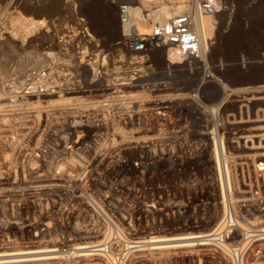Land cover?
Segmentation results:
<instances>
[{
    "label": "rangeland",
    "instance_id": "374dc122",
    "mask_svg": "<svg viewBox=\"0 0 264 264\" xmlns=\"http://www.w3.org/2000/svg\"><path fill=\"white\" fill-rule=\"evenodd\" d=\"M111 1L128 3L133 0H72L76 4L77 15L85 17L92 35L102 40L100 47H89L86 50L91 60L84 58L85 51L82 54V35L75 22V15L70 14V9L64 4V0H55L48 7L24 5L20 13L15 12L9 4L6 5L9 0L0 1V25L5 28L10 27L7 28V32L0 30V94H5L8 98L17 97V101L0 100V175L4 174L1 157L12 154L10 152L12 145L15 147V153L20 154L26 160L30 156L34 160V166L30 167L29 162L23 158L22 161H14L17 168L18 164L20 166L22 164V169L18 168L17 173H12L13 176L15 175V186L0 190V200L30 201L34 194L32 188L38 185H66L68 187L80 184H83V191L95 198L103 194L124 203L131 186L153 187L159 184L193 186L198 192V198H208L210 194H214L216 198L217 192L214 187L221 185V182L223 186L227 184L224 171L226 166L229 177L228 185L232 188L233 199H236L235 202L239 199H247L248 209L253 213L249 221L253 222L255 227L264 228V209L262 211L258 209L255 197V192H259L260 207H264V190L262 189L264 188V176L254 170L255 165L251 160V156L257 152L232 149L229 144L230 139L234 137L237 139L247 136V133H244L246 130L255 137L261 132L264 133L259 130L264 127V107L260 106L259 101L256 100L264 97L256 90L264 85V0H257L251 8L247 6L248 0H222L234 5L231 28L226 32L218 28L208 35L210 46L204 59L200 61H206V67L213 79H208L198 86L196 96L198 101L192 97L196 93L188 88L191 87L192 79L201 78V63H193L188 69L185 62H174L171 66L185 65L184 69H166L160 65L164 60L166 61L162 50L150 51L147 55L148 61H146L140 52L128 54L125 50L112 45V42L120 36V31L115 7ZM187 1L183 0V2ZM163 2L169 8L178 7V5L172 6V4H177L176 2H169L171 5H167L168 1L164 0L162 5ZM159 5L160 3L150 5L147 8L149 12L142 15L145 16L144 19H148L147 15ZM40 17H58L59 21L55 23L54 30L44 32L36 29L38 27L34 19ZM218 17L210 20L212 22L216 20L221 24L224 19L222 12L218 13ZM15 18L22 19V21L15 22ZM67 21L71 29L65 31L62 27ZM61 38L66 40L65 43L58 42ZM101 49L107 55L106 70L101 72V78H95L91 70L97 74L98 69L104 65L100 62L99 50ZM98 54L99 58L95 59L94 56ZM130 58L134 64H137L136 67L140 71L149 66L144 71L149 83L167 84V90L156 91L149 95L145 93V96H142L144 100H148L150 106L154 103H163L165 100L171 102L169 109L161 111L165 115L166 126L169 125L170 120H175L174 114L180 110L185 120L192 122L199 114L194 110L197 103L211 109H215L214 106L219 104L224 123V130H222L224 140L221 139V141L226 155L229 156V159L219 164L220 170L215 161L198 160L207 152L212 151V149L205 151V146L210 142L202 136L196 137L197 141H193L192 144L166 146L165 143L156 142L155 153L157 156L160 155V160L157 159L156 162L148 160L147 149H126L127 146L123 144L103 142L105 137H108L107 140L112 139L111 132L114 135H121L115 126L106 128L98 126L97 121L100 120L98 116L102 113L97 108L100 95L96 92V87L102 80L112 79L115 76L114 73L124 72ZM82 60L84 63H80ZM29 71L40 73V75L43 72L54 90L50 91L52 93L66 88H77L82 90L83 94L70 96L64 100H59L54 95L42 94L40 98L33 97L32 101L22 102L19 98L22 95H28L26 94L28 92H23V90L27 81L24 79ZM189 77L192 78L191 82L187 79ZM218 83L229 90L251 88L248 91H242L245 94V100L240 103L242 105L240 109L239 104L233 101V97L228 98L227 101L221 99L222 86ZM239 83H244L245 86L236 87ZM138 87L136 85L135 89H139ZM207 91L209 94L204 95ZM155 100L158 102H149ZM230 115L234 116L235 121L229 117ZM145 117L144 120L148 125L144 127L145 135L157 136L162 128L160 125L162 121L158 120L154 112H147ZM211 118L216 119L217 117ZM75 121L80 122L83 128L73 127L72 123ZM138 127L141 128V126ZM138 127H123L122 129L126 132L135 131L139 129ZM187 128L199 134L204 131V128L199 127L197 123ZM239 130L242 132L238 133ZM73 131H77L78 134L70 137ZM77 137H83V145L77 153L81 160L78 156L69 158V155L64 159L61 152L62 147H70ZM250 140L254 147L264 146L263 141L260 142V146L258 145V138ZM94 156L96 160L92 159ZM83 160L92 163L87 168L88 173L85 172V174L81 171ZM72 161L79 165L82 164L78 168L80 171L71 168L70 162ZM61 166L64 169L63 173V170L58 169ZM58 174L62 175V178ZM69 174L73 176L72 181L67 178ZM202 258L205 262L212 261L210 257L203 256Z\"/></svg>",
    "mask_w": 264,
    "mask_h": 264
},
{
    "label": "built area",
    "instance_id": "2783aa9c",
    "mask_svg": "<svg viewBox=\"0 0 264 264\" xmlns=\"http://www.w3.org/2000/svg\"><path fill=\"white\" fill-rule=\"evenodd\" d=\"M54 1L9 0L6 5L20 13L24 5L48 7ZM256 3L257 0H248L247 6L251 8ZM64 4L70 14L75 15L83 39L84 58L88 59L91 56H87L86 50L100 47L102 40L92 35L86 18L77 15L72 0H64ZM111 4L115 7L120 31L112 45L128 54L140 52L146 61L150 51L159 49L167 61L169 56L175 61H184L188 69L193 63H201L200 83L212 79L206 61H200L202 54L196 20L214 18L222 12L223 22L219 24L214 20L213 31L218 28L228 31L234 14L231 2L188 0L183 2V10L176 11L168 19L155 20L146 29H138L132 22V14L139 9L137 5L115 1ZM34 20L41 23L36 29L44 32L54 30L59 21L58 17ZM0 28L7 32L10 27L0 25ZM62 28L65 31L71 29L68 21ZM99 52L100 62L104 65L98 69L95 78H101V72L106 70L107 55L102 49ZM136 65L130 58L124 72L118 71L112 79L97 84L96 92L100 95L97 101L102 106L98 108L102 113L101 124H112L121 114L135 113L140 116L144 128L148 126L145 114L154 112L162 121L159 137L166 146L192 144L199 136L206 137L211 143L213 139L224 140L220 110L217 118L212 119L211 108L201 104L194 106L199 114L192 122H187L180 110L174 114L175 120H170L166 126L164 110L161 112L158 106H150L138 96L141 92L149 95L167 90V84L149 83L144 73L149 66L140 71ZM44 75L29 71L23 92L42 95L54 91ZM125 77L130 80L122 81ZM124 82H132L139 89H122L120 84ZM229 117L234 120L233 115ZM196 123L204 128L200 134L187 128ZM110 136L116 138L112 132ZM214 189L216 198L214 194L198 198L193 186H131L124 203L103 194L95 198L83 191V184L51 188L38 185L30 201L0 200V264H264V241L260 240L262 227L250 225L249 218L253 213L247 202L242 199L235 202L232 188L227 184ZM259 196V192H255L258 209L262 211L264 207H260ZM203 256L212 261L205 262Z\"/></svg>",
    "mask_w": 264,
    "mask_h": 264
},
{
    "label": "bare ground",
    "instance_id": "6f19581e",
    "mask_svg": "<svg viewBox=\"0 0 264 264\" xmlns=\"http://www.w3.org/2000/svg\"><path fill=\"white\" fill-rule=\"evenodd\" d=\"M162 1H164V0H133L132 2H128V4L137 5L138 8H139L137 11H135L132 14V22L134 23V25L138 29H140V28L146 29V28H149L151 26V23H153L155 20H157V19H160V20L168 19L176 11H180V10H183L184 9L183 0H166V2L168 1L167 2V5L168 4L171 5L169 2H176L177 4H172V6L178 5V7L176 6V8H169L168 6H166L164 4V2H163V5H162ZM191 1H194L195 2V0H191ZM155 2L160 3V5L154 7L155 9L156 8L157 9L155 11H151L150 14L147 15L148 16V19H144L145 16H142V15L145 12H149L147 10V8L150 5H153V4L154 5L155 4L157 5V3H155ZM213 17L214 18H219L218 17V14H215V16H213ZM210 19L213 20L212 17H202V18L196 20V31H197L198 36H199V40H200V50H201V54H202L201 55V60L204 59L205 55L207 54L208 48L210 46V43L208 41L209 40L208 39V35H209V33L211 31H213V25H214V22H212ZM23 20H26V19H23ZM14 21L15 22H21L22 19L15 18ZM26 21L32 22L30 20H26ZM30 24H33V23H30ZM35 24H37V26L41 25V23L39 21H35ZM82 54H84V52ZM98 56H99V54L96 55V56H94L95 59ZM91 59H92L91 57L88 58V60H91ZM82 62H83V60L80 61V63H82ZM174 62H180V61H175L172 57L169 56L168 57V61L167 60L166 61L164 60L160 65H161V67L166 68V69H172V68H174L176 70H179V69L183 70L184 69L185 65L182 66V67H173V66H171V65L174 64ZM182 62H184V61H182ZM95 64H96V62H95ZM92 73H93V70H92ZM93 75L96 76L95 73H93ZM187 79H189L188 81L191 82V79L192 78L190 79V77H189ZM126 80L129 81L130 79H127L125 77V78H123L122 81H126ZM192 80H193V82H195V85H193V82H191L192 83L191 84V87L188 88V89L191 90V92L196 93L195 95H192V97L198 101V99H197L196 96H197V93H198V86L201 84L200 82L202 80L201 79H197V78H194ZM245 83H247V82H245ZM120 85H122V87H121L122 89L129 90V91L130 90H133V89L135 90V87H136V85H133L132 82H124V83H121ZM218 85L219 86H222L221 83H218ZM243 86H245L244 83H239V84L236 85V87H243ZM249 89H251V88L229 90L228 88H226V86L223 85L222 86V95H221L222 98L221 99L222 100H225L226 99V101H227L228 98L233 97V101H236L239 104L238 105L239 106L238 108L240 109L242 107V105L240 103H242L245 100V94L242 91H248ZM238 90H241V91H238ZM256 90H257L258 94L264 96V85L258 87ZM26 94H28V95H22L19 98L20 101H22V102L23 101L28 102V101L34 100V98H40L41 96H43V95H36V94H32V93H26ZM82 94H83V91L82 90H79L77 88H75V89H67L66 88V89L59 90L58 92H53V93L52 92H49V93H46L44 95H47V96H49V95L50 96H53L54 95V97L57 96V99L64 100L67 97H70V96H73L74 97V95L75 96L76 95L79 96V95H82ZM208 94H209L208 91L206 93L204 92V95H208ZM142 96H145V93L141 92L138 97L139 98H142ZM16 98L15 97L8 98V97H6L5 94H3V95L0 94V100H2V101H9L10 99L11 100L13 99V101H17ZM135 98H137V97L135 96ZM256 100L259 101L258 104L260 106L264 107V97H260V98H258ZM145 101H148V100H145ZM154 102H158V100H155ZM97 103H99V102H97ZM148 105H150V104H148ZM153 105L154 106H158L159 109H161V111H163V110L169 109L171 107V102L169 100H165L163 103L162 102H160L158 104L154 103ZM196 105H200V104L197 103ZM218 105L219 104H217V105L214 106L215 109H211L210 110L209 115L211 117H213V118H216L217 117L218 110H219V106ZM101 107L102 106H99L98 105L97 108H101ZM98 110L101 111L100 109H98ZM136 115L137 114H135V113L121 114L120 116H118L117 121H114L112 124L109 123V125L106 124V123L105 124H103V123L101 124L100 123L101 120H98L97 122H99V125L98 126L100 128H103L105 126H110V127L115 126V128L119 131V134L121 135V136L115 135L117 137V139L114 138V139L107 140L108 137H105V139L103 140V138H102V140L105 143H106V141H109V142H111V144H123V146H127L126 149H130V148H132V149H140V150H142V149H145L146 150L147 149L148 152H149V155L147 157L148 160L149 161H152V162H156L157 159L160 160V155L157 156L156 155L157 153H155L156 146H157V143L156 142L161 143V144H164V143H162V141H160L159 134H157V136H147V135H145L146 134V131H145V128H143L141 126L140 116H136ZM99 118H100V115L98 116V119ZM72 125H73V127H80L81 129L83 128V126H82V124L80 122H76L75 121V122L72 123ZM138 126H141V128L138 127ZM123 127L124 128L138 127L139 129H137L135 131L128 130L126 132V131H124L122 129ZM238 129H240V127H238ZM259 130L260 131H264V127L263 128H259ZM240 132H242V131L239 130L238 133H240ZM244 133H247V136H241L240 138H237V139L234 137V138L230 139L229 144H230V146H231L232 149H238V150H241L243 152H251V151L253 152V151H256L257 153L256 154H253L251 156L252 163H253V165H255L254 170L256 172H260L262 174V176H264V146H260V142H262V141L264 142V133L261 132V134H259L256 137L255 136H251L247 130L244 131ZM76 134H78L77 131H73V132H71L70 137H72L73 135H76ZM251 138L252 139L258 138L259 139V144L258 145L260 147H254L253 146V142L250 140ZM153 141H155V142H153ZM212 142L213 143L210 142V143H208L205 146V151H209L213 147L212 151L210 153L207 152L206 155H203V157L200 158V159H198V160L205 161V162L206 161H215L216 164H217V166H218V170H220L219 164L221 163V161H226L227 159H229V156L226 155L225 148H224V145H223V143H222L221 140L213 139ZM248 144H250V147H248ZM64 145H66V144H64ZM82 145H83V137H77L76 140L74 142H72V144H71L70 147H68V146L62 147L61 152H62V155L65 157L64 159H66V157L68 158V155H69V158H72L73 156H78L77 153L81 150V146ZM10 146L11 145H9V147ZM213 150H214V152H213ZM14 151H15V147H13V145H12V147H10V152L12 154H7V155H4V156L1 157V159L3 160V163L1 164V167H2V171L4 172V174L2 176L0 175V190H3V189L6 190L7 188L14 187L15 186L14 185L15 184V179H14L15 178V175L13 176L12 173H14V174L17 173L16 170H18V168L19 169H22V164L20 163L21 166L18 164V168H17V166H16L17 164H14V161H19V160L22 161V158L23 157L20 154L15 153ZM223 151L225 153H223ZM78 158H80V157L78 156ZM23 159L26 162H29V164H30L29 167L30 166H34V160L32 159L31 156L28 158V160H26V158H23ZM92 159L96 160V156L92 157ZM80 160H81V158H80ZM70 163L72 165V166L70 165L71 168L74 169V170H77L82 165V164L79 165L77 163H73V161L70 162ZM91 164L89 162H84V160H83V166H82L83 167V170H81V171H83V174H85V172L88 173L87 168L90 167ZM62 168L63 167L61 166L58 169L60 171L63 170L62 171V173H63L64 172V169H62ZM224 171H225L226 183L228 185V182H229L228 179H229V177H228V170H227L226 166H225ZM67 175H68V173H67ZM58 176L60 178H62V175H59L58 174ZM72 177L73 176L70 175L67 178L70 181H72L73 180ZM220 184H221V186H223L222 185L223 184L222 182ZM56 186H62V185H49V186H42V187L51 188V187H56ZM35 188H36V186H34L32 188V190H34ZM242 201L249 203L248 200L245 199V198H243ZM250 225H254V223L253 222H250ZM261 232H262V234H261L260 240L261 241H264V228H262V231ZM196 233L201 234L203 232L202 231H199V232L197 231Z\"/></svg>",
    "mask_w": 264,
    "mask_h": 264
}]
</instances>
